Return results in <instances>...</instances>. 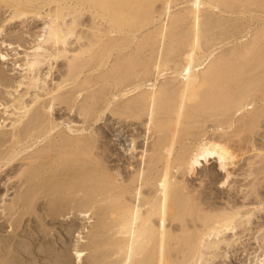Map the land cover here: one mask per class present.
I'll use <instances>...</instances> for the list:
<instances>
[{
    "label": "bare ground",
    "instance_id": "1",
    "mask_svg": "<svg viewBox=\"0 0 264 264\" xmlns=\"http://www.w3.org/2000/svg\"><path fill=\"white\" fill-rule=\"evenodd\" d=\"M37 20L20 74L0 72V264L24 218L73 211L96 218L92 264H219L253 229L264 246V0H0V33ZM104 112L116 159L86 124Z\"/></svg>",
    "mask_w": 264,
    "mask_h": 264
},
{
    "label": "rangeland",
    "instance_id": "2",
    "mask_svg": "<svg viewBox=\"0 0 264 264\" xmlns=\"http://www.w3.org/2000/svg\"><path fill=\"white\" fill-rule=\"evenodd\" d=\"M26 24L27 23L21 24L19 21H13L10 23H5L2 27L3 30L0 33V53L7 54V60L0 61V72H2V74H4V76L6 77L9 76L16 77L20 74L18 70L11 69L12 62L14 60L19 63L21 62L20 58L22 57V52L31 45L32 41L34 40L32 33L35 34L37 32V29L40 26L41 21L40 20L29 21L28 24L27 25ZM2 41L3 44L1 43ZM63 63L64 62L62 60H58L57 62H51V64L54 65L51 67L52 69L50 68L51 70L49 73L51 75V81H49V78L46 80L49 81L47 83L49 88L51 87L54 81L59 79L60 74L64 68ZM46 66L47 65H45V67L42 69V72H44L47 69ZM0 90L3 89L1 88ZM55 106L56 107H54V113L56 114V116H61L62 118L65 116L64 117L65 120L67 119L68 120L74 119V121L81 120L80 117H79L80 119L77 118V115L75 114L76 112L75 110H72V112H68L62 105L59 106L56 104ZM108 117L110 120L108 119ZM111 118L112 117L108 112H104L102 117L99 120H97L94 124H91V122L89 123L87 122L86 124L87 125L89 124L88 126L91 125L90 130H93V132H95V135L98 139L96 145H98L97 147L100 148H98L97 151H99L100 149L101 153L103 152L102 153L103 157L105 158L111 157V159H116L115 151L117 153V149L119 146L117 145L118 143V140L116 139L117 137L115 138L114 136H112L110 132ZM80 124L81 123H77L76 125L80 126ZM115 127L116 125L113 128ZM107 128H109V130ZM97 130L100 131L98 132ZM111 154L113 156H111ZM121 159H124V157H121ZM116 164L119 165L121 164V162L118 163L115 162V165ZM196 177L194 180H192L190 184L196 190L199 191V189L200 190L202 189L203 184H205L204 181L205 178H203V173L197 175ZM208 187L212 189L215 187V184L208 185ZM15 189L16 191L19 190L17 188ZM16 191L14 190L9 191V193L11 192V195L8 196L7 199L10 200L11 197L13 198L16 194ZM206 191L210 192L212 195L214 194V192L212 190L209 191L207 187H206ZM261 191H262L261 194L263 196L264 189H261ZM225 192H223V194H221L220 196L224 197L225 195L229 194V192L228 193ZM43 207H44L43 201L39 202L37 212L38 213L41 212ZM76 212L77 211H73L72 215H70L71 214L70 213L69 215L66 214L63 217L47 216L43 220L44 222L43 224L40 221V219L37 218L36 216L30 217L28 220L24 218L21 221L20 228L17 231L16 238L13 239L15 250H17L16 253L17 259L11 260L14 262L13 264H92V262H99L101 258L96 256L98 255V252H96L95 250L96 248L95 243L97 239L94 238V240H96L95 243L93 242L95 246L91 245L92 242H90L93 240L92 237L90 238V233L92 234V232L95 230L94 228L96 225V218L94 217V215H91L90 219L88 220L80 215H77ZM262 215H264V213ZM255 221L262 222L261 219H255ZM5 224L6 223L4 222V218H0V239H1L0 243L5 244L3 247V251H0V253L8 259L7 262L9 263V259L12 258L11 257L12 253L6 254L7 253L6 250H8V248H7V243L4 242L5 240L6 241L8 240L7 238L8 235L7 232L5 231V227H3V225ZM39 230H43V232L47 233L46 235H44V238H41L43 233L42 232L40 233ZM254 231L255 230L253 229L251 232H249V235L243 238V240L245 239V242L248 241L249 243L248 245L244 246L245 248L243 247V248H239L238 250H229L227 253V258L224 260L223 259L219 260L218 263L219 264L220 263L221 264H253L254 258L256 256L262 259V255L264 254V246L262 245L260 247H257L252 243L253 241L251 240V236ZM263 232H264V226L262 227L260 233ZM25 241L26 242L29 241V243L31 244L30 255H23L22 250L19 249V247L22 248L24 245H26ZM18 244L20 245L18 246ZM92 246H94L95 248H91ZM76 247L79 249H83L82 252L83 256L81 258V262L79 263H77L74 260V250L76 249ZM39 248L44 249V251L42 250V252L40 253Z\"/></svg>",
    "mask_w": 264,
    "mask_h": 264
},
{
    "label": "snow or ice",
    "instance_id": "3",
    "mask_svg": "<svg viewBox=\"0 0 264 264\" xmlns=\"http://www.w3.org/2000/svg\"><path fill=\"white\" fill-rule=\"evenodd\" d=\"M0 59H2V57H0Z\"/></svg>",
    "mask_w": 264,
    "mask_h": 264
}]
</instances>
